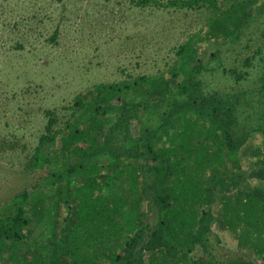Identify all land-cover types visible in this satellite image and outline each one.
I'll return each mask as SVG.
<instances>
[{
	"label": "trees",
	"instance_id": "trees-1",
	"mask_svg": "<svg viewBox=\"0 0 264 264\" xmlns=\"http://www.w3.org/2000/svg\"><path fill=\"white\" fill-rule=\"evenodd\" d=\"M132 4L206 12L207 28L175 50L167 69L75 97L64 127L56 112L46 113L29 163L45 174L0 204V264H208L197 249L210 257L220 211L245 251L264 253V151L242 160L235 101L203 95L199 80L221 61L219 49L228 50L264 16V0ZM209 46L219 47L217 53ZM228 72L237 83L249 75ZM142 117L155 125L134 135ZM258 130L264 136V126ZM116 132L123 134L120 146ZM253 176L261 186L240 192ZM150 204L155 226L148 221Z\"/></svg>",
	"mask_w": 264,
	"mask_h": 264
},
{
	"label": "rangeland",
	"instance_id": "rangeland-1",
	"mask_svg": "<svg viewBox=\"0 0 264 264\" xmlns=\"http://www.w3.org/2000/svg\"><path fill=\"white\" fill-rule=\"evenodd\" d=\"M133 0H0V204L34 184L45 172L29 163L45 133L46 113L54 111L64 127L72 114L65 110L75 97L93 87L155 75L175 62V50L207 28L208 13L150 8L140 10ZM217 53L219 47H207ZM264 16L228 50H222L214 71L199 76L203 95L232 98L237 124L234 136L245 143L242 160L251 162L264 151ZM251 60L252 63H246ZM221 68L218 69V66ZM229 70L248 73L237 83ZM135 122V121H134ZM155 125L132 126L138 129ZM58 127V126H57ZM116 132L115 146L124 143ZM153 180L149 177L148 181ZM261 186L257 177L241 184L250 193ZM147 191V202L151 200ZM233 196H236L234 193ZM148 221L158 223L150 204ZM209 254L201 261L245 264L264 253L245 251L220 211L212 224Z\"/></svg>",
	"mask_w": 264,
	"mask_h": 264
}]
</instances>
